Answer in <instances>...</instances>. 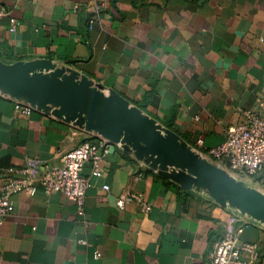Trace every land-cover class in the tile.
<instances>
[{
    "label": "crops",
    "instance_id": "crops-1",
    "mask_svg": "<svg viewBox=\"0 0 264 264\" xmlns=\"http://www.w3.org/2000/svg\"><path fill=\"white\" fill-rule=\"evenodd\" d=\"M0 12V63L48 60L73 70L197 153L221 145L244 112L264 116V0H0ZM13 107L0 96V186L8 170L56 165L98 140L85 127ZM82 175L81 213L40 188L11 197L0 264H209L215 242L239 229L264 264V225L204 190L182 189L131 149L112 144ZM238 180L264 194L255 179ZM131 195L149 211L125 200Z\"/></svg>",
    "mask_w": 264,
    "mask_h": 264
},
{
    "label": "water",
    "instance_id": "water-1",
    "mask_svg": "<svg viewBox=\"0 0 264 264\" xmlns=\"http://www.w3.org/2000/svg\"><path fill=\"white\" fill-rule=\"evenodd\" d=\"M0 96L131 149L182 189L204 190L219 205L264 225L262 192L243 186L122 96L73 70L48 60L0 63Z\"/></svg>",
    "mask_w": 264,
    "mask_h": 264
},
{
    "label": "built area",
    "instance_id": "built-area-1",
    "mask_svg": "<svg viewBox=\"0 0 264 264\" xmlns=\"http://www.w3.org/2000/svg\"><path fill=\"white\" fill-rule=\"evenodd\" d=\"M3 13L0 12V17ZM13 102L14 113L29 116L33 110L18 102ZM262 109L263 103L259 104ZM112 143L98 138L95 142H83L76 148L66 152L58 164L41 170L25 166L8 170L5 180L0 186V224L12 213L11 197L17 193L26 196L35 194L38 188L44 194L60 193L66 199L81 206L88 188V182L83 177L84 166L91 163L96 170L99 162L109 154ZM201 157L215 162L236 179L249 177L255 179L257 186L264 189V116L259 110L243 113L242 119L226 130L225 141L210 148ZM125 200H135L139 203L142 213L149 211V206L135 195L127 196ZM124 199L117 202L122 207ZM226 231L212 247L209 253V264H258L260 250L257 244L240 242L237 234ZM246 256L247 261L242 258Z\"/></svg>",
    "mask_w": 264,
    "mask_h": 264
},
{
    "label": "rangeland",
    "instance_id": "rangeland-1",
    "mask_svg": "<svg viewBox=\"0 0 264 264\" xmlns=\"http://www.w3.org/2000/svg\"><path fill=\"white\" fill-rule=\"evenodd\" d=\"M214 164H215V162H213ZM216 165V164H215ZM236 179V178H235ZM236 180H238V179H236ZM239 181V180H238ZM240 182V181H239Z\"/></svg>",
    "mask_w": 264,
    "mask_h": 264
}]
</instances>
